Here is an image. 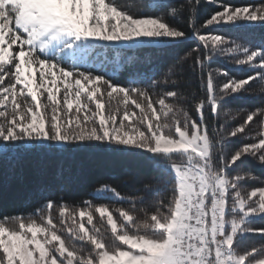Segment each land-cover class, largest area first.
Segmentation results:
<instances>
[{
  "label": "snow or ice",
  "instance_id": "obj_1",
  "mask_svg": "<svg viewBox=\"0 0 264 264\" xmlns=\"http://www.w3.org/2000/svg\"><path fill=\"white\" fill-rule=\"evenodd\" d=\"M149 8L0 0V190L40 201L30 214L0 215V264H264V245L241 247L246 235L264 238V226L253 227L264 221V176L253 168L264 169V131L252 135L253 125L264 130V94L259 105L230 107L264 83V31H254L264 29V0ZM226 25L231 36L217 31ZM188 41L195 46L181 49ZM145 49L179 50L157 79V69L136 70L153 64ZM221 59L233 67H213ZM113 160L156 173L133 197L95 189L127 207L85 200L77 213L56 198Z\"/></svg>",
  "mask_w": 264,
  "mask_h": 264
},
{
  "label": "trees",
  "instance_id": "obj_2",
  "mask_svg": "<svg viewBox=\"0 0 264 264\" xmlns=\"http://www.w3.org/2000/svg\"><path fill=\"white\" fill-rule=\"evenodd\" d=\"M123 4H126L131 8V10L136 12H147L150 11L149 4L151 0H121ZM233 4H247V3H258L259 0H230ZM211 11V8L208 6H205L200 10V16L201 18L207 17L209 12ZM217 31L222 33H227L229 36L232 35V33L229 31L228 26H224L223 28L218 27ZM255 32L259 33L261 31H264V29H261L257 27L254 29ZM240 43H244L245 41L241 40L238 41ZM195 46V41H188L185 42L180 46L181 49H187ZM251 46V45H249ZM179 49H169L167 51V54L165 55H158L156 52H153L152 50H142L140 55L143 56L145 52H148L153 57V64L149 65L146 63H141L136 66V70L141 72H151L154 69L159 70L157 72V79L162 78L163 76V69L171 63L173 55L176 51ZM213 67H218L221 70L228 68L231 69L233 67L231 61H226L224 59L219 60L216 64L213 65ZM234 75H241L240 73H233ZM118 81L121 84L126 83V77L128 76L127 72H124L123 70H120L117 74ZM218 81L222 84L223 78L218 77ZM262 89H264V83L256 82L255 84V92L252 96L248 97L245 103L242 104H232L230 107L236 108H244L248 109L251 108L254 105L260 104V96L264 93H262ZM157 91H160V89H157ZM112 104H115L116 101H111ZM130 107L133 108L137 112V115H139V110L135 109L134 106ZM109 105L106 102V109L105 113L107 115L108 113ZM75 111V109H73ZM242 117H237V121H233L232 123L238 122ZM253 136L256 135L258 131H264L261 129H258L255 125H253ZM239 141H236L234 146L239 145ZM79 159H83V154H78ZM30 159V158H29ZM254 173L258 176H264V169H261L259 166L253 165ZM156 173L151 169L150 166L145 164L144 162H134V163H128V164H122L119 161L113 160L109 163L92 166L90 167L89 171L86 173L84 179L77 183L69 192H59L57 190V199L59 197L64 198V202L69 203L70 205L74 206L79 211V207L82 205L83 201L85 200H92L95 205L100 204H106L110 207V209H115L117 207H127L125 201L110 198V199H96L95 198V189L100 188L103 186V184L107 183L111 187H115L119 192H121V195L124 197H133L136 196L137 189L140 188L141 183L148 179L150 176H154ZM114 177V178H113ZM49 184H51L54 188L56 187V184L54 181L49 178L47 181ZM142 195V193H139ZM166 195L170 196V189L165 193ZM105 196L111 197V193H105ZM153 199H158V197H153ZM26 195L17 190L15 186L10 188L8 190V193H4L2 190H0V215H3L5 213H21V214H30L33 211V208L40 202L39 198H36L33 200L31 204L26 203ZM58 214V213H57ZM115 215V212L113 213ZM94 223H97V226H99V214L94 213ZM87 227L91 228V226L86 225ZM264 226V221H261L257 219L253 227H259ZM252 244H255L256 246L264 245V238H262L260 235L257 234H249L246 235L241 240V247H247Z\"/></svg>",
  "mask_w": 264,
  "mask_h": 264
},
{
  "label": "rangeland",
  "instance_id": "obj_3",
  "mask_svg": "<svg viewBox=\"0 0 264 264\" xmlns=\"http://www.w3.org/2000/svg\"><path fill=\"white\" fill-rule=\"evenodd\" d=\"M78 213V212H77Z\"/></svg>",
  "mask_w": 264,
  "mask_h": 264
}]
</instances>
